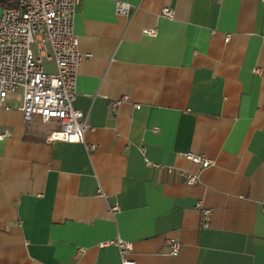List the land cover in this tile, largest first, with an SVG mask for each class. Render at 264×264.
Masks as SVG:
<instances>
[{
	"label": "crops",
	"instance_id": "crops-1",
	"mask_svg": "<svg viewBox=\"0 0 264 264\" xmlns=\"http://www.w3.org/2000/svg\"><path fill=\"white\" fill-rule=\"evenodd\" d=\"M74 32L84 142L0 108V264H122L118 237L136 264H264V0H79Z\"/></svg>",
	"mask_w": 264,
	"mask_h": 264
},
{
	"label": "built area",
	"instance_id": "built-area-1",
	"mask_svg": "<svg viewBox=\"0 0 264 264\" xmlns=\"http://www.w3.org/2000/svg\"><path fill=\"white\" fill-rule=\"evenodd\" d=\"M79 0H17L7 5L0 15V108L9 110L11 97L21 94L20 109L25 122L39 117L44 123L56 121L58 128L50 133L48 141L83 143L90 128L83 112L74 108L77 93L78 67L90 54L79 50V39L74 32V17ZM131 5L117 1L118 15L127 16ZM162 16L171 19L170 7L162 10ZM147 35H155V29H145ZM54 63L55 71L46 68ZM127 97L112 99L109 108L116 112ZM139 108V105H135ZM5 131L0 139L9 136ZM186 157L203 168L212 161L202 155L188 153ZM186 183L199 181L198 175L182 173ZM118 207L112 208L117 211ZM210 209L203 210V226L208 225ZM118 247L122 264H136L129 257L132 242L116 238L101 243ZM171 253L181 247L179 240H170ZM84 248L80 249L83 252Z\"/></svg>",
	"mask_w": 264,
	"mask_h": 264
}]
</instances>
